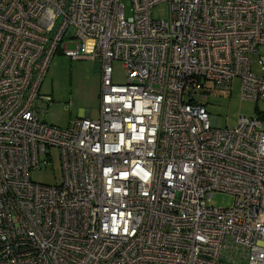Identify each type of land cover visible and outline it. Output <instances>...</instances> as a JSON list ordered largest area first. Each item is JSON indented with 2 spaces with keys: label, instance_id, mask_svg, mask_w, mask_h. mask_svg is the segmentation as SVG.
I'll return each instance as SVG.
<instances>
[{
  "label": "built area",
  "instance_id": "1",
  "mask_svg": "<svg viewBox=\"0 0 264 264\" xmlns=\"http://www.w3.org/2000/svg\"><path fill=\"white\" fill-rule=\"evenodd\" d=\"M124 1L0 0V264H264V112L217 128L199 100L264 101V0ZM56 53L98 60L97 119H41ZM52 147L62 181H32Z\"/></svg>",
  "mask_w": 264,
  "mask_h": 264
},
{
  "label": "rangeland",
  "instance_id": "2",
  "mask_svg": "<svg viewBox=\"0 0 264 264\" xmlns=\"http://www.w3.org/2000/svg\"><path fill=\"white\" fill-rule=\"evenodd\" d=\"M125 17L133 15L130 0L124 1ZM168 5L165 3L153 7L151 16L155 19H167ZM72 47V45H70ZM264 55V47L260 48ZM98 60L71 59L62 53H56L49 61L39 94L48 96L51 101L41 108L40 117L48 125L66 128L81 111L89 110L90 118L97 119L100 114L101 74L94 68ZM112 80L117 84L126 83L127 77L119 60L111 62ZM211 117H216V127L226 128L236 124L240 116H258L264 112V101L242 98L241 78L234 77L229 91H211L206 98H199ZM51 160L40 170H31L30 179L36 183L55 185L62 181V169L59 149L50 148ZM234 198L226 192H212L210 204L216 207H231Z\"/></svg>",
  "mask_w": 264,
  "mask_h": 264
},
{
  "label": "crops",
  "instance_id": "3",
  "mask_svg": "<svg viewBox=\"0 0 264 264\" xmlns=\"http://www.w3.org/2000/svg\"><path fill=\"white\" fill-rule=\"evenodd\" d=\"M94 68H95L97 71H99L100 74H101V65H100L98 62L94 64ZM50 101H51V99H50ZM46 105H47V103H46ZM46 105H45V106H46ZM88 113H89V116H90V111H89V110L81 111V112L78 114V116H77L75 119H73V121L76 120V119H78V118H81V117H87V116H88V115H87Z\"/></svg>",
  "mask_w": 264,
  "mask_h": 264
},
{
  "label": "water",
  "instance_id": "4",
  "mask_svg": "<svg viewBox=\"0 0 264 264\" xmlns=\"http://www.w3.org/2000/svg\"><path fill=\"white\" fill-rule=\"evenodd\" d=\"M87 115L89 116V113Z\"/></svg>",
  "mask_w": 264,
  "mask_h": 264
},
{
  "label": "trees",
  "instance_id": "5",
  "mask_svg": "<svg viewBox=\"0 0 264 264\" xmlns=\"http://www.w3.org/2000/svg\"><path fill=\"white\" fill-rule=\"evenodd\" d=\"M259 113V112H258Z\"/></svg>",
  "mask_w": 264,
  "mask_h": 264
}]
</instances>
